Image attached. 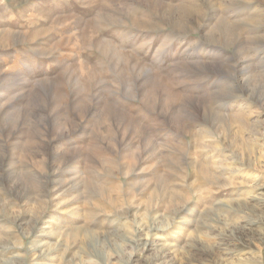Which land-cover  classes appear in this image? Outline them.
Instances as JSON below:
<instances>
[{
    "label": "rangeland",
    "instance_id": "rangeland-1",
    "mask_svg": "<svg viewBox=\"0 0 264 264\" xmlns=\"http://www.w3.org/2000/svg\"><path fill=\"white\" fill-rule=\"evenodd\" d=\"M0 264H264V0H0Z\"/></svg>",
    "mask_w": 264,
    "mask_h": 264
},
{
    "label": "bare ground",
    "instance_id": "bare-ground-1",
    "mask_svg": "<svg viewBox=\"0 0 264 264\" xmlns=\"http://www.w3.org/2000/svg\"><path fill=\"white\" fill-rule=\"evenodd\" d=\"M240 245H241L242 247H245V246H247V243H246V242H240Z\"/></svg>",
    "mask_w": 264,
    "mask_h": 264
}]
</instances>
